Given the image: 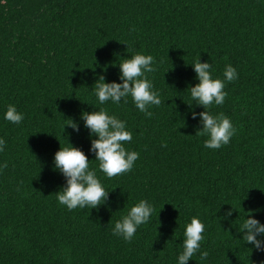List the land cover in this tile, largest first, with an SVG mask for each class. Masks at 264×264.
<instances>
[{"label": "trees", "instance_id": "16d2710c", "mask_svg": "<svg viewBox=\"0 0 264 264\" xmlns=\"http://www.w3.org/2000/svg\"><path fill=\"white\" fill-rule=\"evenodd\" d=\"M136 54L155 58L146 75L162 103L150 118L131 96L100 104L96 95L99 77L122 83L119 64ZM199 58L214 79L229 64L238 73L209 109L236 129L218 150L204 146L192 118L205 110L190 95ZM9 105L20 124L4 118ZM100 109L126 121L124 146L139 153L111 179L81 119ZM0 139V264H178L193 217L205 231L188 264H264L241 231L249 216L264 224V0H0ZM71 145L110 191L98 209L57 200L66 180L54 155ZM141 200L155 210L129 243L114 225Z\"/></svg>", "mask_w": 264, "mask_h": 264}, {"label": "clouds", "instance_id": "9594fccd", "mask_svg": "<svg viewBox=\"0 0 264 264\" xmlns=\"http://www.w3.org/2000/svg\"><path fill=\"white\" fill-rule=\"evenodd\" d=\"M154 64L153 56L136 54L119 64L122 83L115 81L106 83L105 77L101 75L95 83L100 104L109 100L119 104L122 99L126 103L127 98L131 96L137 109L150 118L153 113L149 108L160 106L162 103L159 93L153 91V84L146 75L156 71ZM192 67L199 82L194 87H190V95L195 105L205 109L199 113L192 112V118L196 119L199 116L202 125L196 135L207 136L204 146L218 150L229 144L236 134V129L223 113L214 116L209 109L213 105L219 106L225 102L228 95L224 90L226 82L230 83L238 79V73L229 64L225 68L224 79H214L211 63L201 62L200 58ZM4 118L13 124H20L24 116L14 105H9ZM81 119L90 136L95 137L91 140L90 151L95 154V160L99 161V170L109 179L130 172L139 159V153L128 151L124 146L132 140V132L126 130V121L118 119L115 115H109L104 109L91 113L84 112ZM66 126L79 131L78 124L71 119ZM5 146L6 141L0 139V152L4 151ZM163 147L167 145L164 144ZM89 162L88 156L80 148L72 145L60 148L54 155V167L66 180V185L56 193L57 200L69 211L85 207L98 209L109 199L110 191L102 186L96 172L90 170ZM7 166V162L2 165L3 168ZM154 210L148 201L141 200L130 208L127 215L115 223L113 234L130 243L138 227L149 222ZM233 210H229L225 218L230 217ZM204 231L205 225L198 218L193 217L184 232L183 252L179 255L178 264H188L189 260L200 251ZM241 231L242 238L247 244L253 245L257 251L264 252V240L257 238L264 236V224L249 216L243 223ZM208 255L207 251H203L200 253V259H207Z\"/></svg>", "mask_w": 264, "mask_h": 264}]
</instances>
